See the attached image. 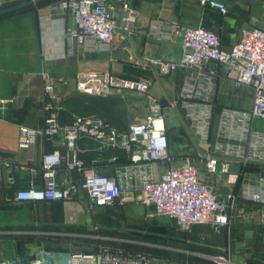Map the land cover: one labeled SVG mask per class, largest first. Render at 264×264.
<instances>
[{
    "label": "built area",
    "instance_id": "built-area-1",
    "mask_svg": "<svg viewBox=\"0 0 264 264\" xmlns=\"http://www.w3.org/2000/svg\"><path fill=\"white\" fill-rule=\"evenodd\" d=\"M17 0H0V2ZM206 8L229 12L225 0H199ZM52 7L60 9L69 21L65 22L66 54L111 49L116 42L134 36L139 30L140 17L132 0H55ZM42 33L50 31V16H39ZM149 37L158 41L178 42L182 48L179 59L164 56L138 58L130 53L128 60L135 67H154L161 75L177 69L189 73L171 103L183 110L184 116L205 151L197 157H186L175 165L170 151L168 122L162 100L152 93L154 79L129 77L114 68L106 71L84 69L75 78L79 93L98 96L137 93L147 99V110L129 124L127 130L115 127L106 118L96 115H75L70 123H62L64 90L71 79L42 72L45 91V119L42 127L20 126L19 146L29 147L38 139L62 137L63 149L44 153L40 169L44 184L34 183L16 190L18 201L71 200L85 190L90 207L111 206L122 199L123 193H135L151 215H166L186 232L196 225H210L214 233L229 228L235 218L245 214L237 208L239 201L261 206L264 223V177L252 180L243 167L264 164V130L255 128L256 118L264 119V27L252 25L242 30L240 40L225 47L215 31L203 26H190L177 18L153 17L147 25ZM215 65V66H211ZM226 74L236 84L254 91L249 108L223 107L215 120V103L211 91L217 77ZM15 98L0 97V117L5 115ZM92 140L100 147L128 154L127 160L114 166L107 174L97 165L88 164L80 156V141ZM118 151V152H117ZM11 172L34 171L35 167L0 159ZM157 164H160L159 169ZM169 164L168 167H165ZM59 167L69 174L77 172L81 181L58 178ZM223 187H222V186ZM221 186V188H220ZM253 212L248 211L249 217ZM205 261L152 258L142 252L112 249L100 245L95 248L70 251L65 264H239L226 254L193 252ZM49 252L41 251L30 264L49 263ZM0 264H29L21 258L0 261Z\"/></svg>",
    "mask_w": 264,
    "mask_h": 264
},
{
    "label": "crops",
    "instance_id": "crops-1",
    "mask_svg": "<svg viewBox=\"0 0 264 264\" xmlns=\"http://www.w3.org/2000/svg\"><path fill=\"white\" fill-rule=\"evenodd\" d=\"M225 1L229 5V12L226 15L204 7L199 0H132L140 17L139 30L134 36L116 42L111 49L84 51L78 47L73 56L66 54L65 22L70 19L60 9L52 7L53 1L30 6L12 16L0 17V97L15 98L7 113L0 117V159L35 167L34 171L25 169L15 173L0 164V261L21 258L30 264V261L39 258L41 251H48L49 263L65 264L67 254L77 249L76 244L80 237L95 236L91 233L94 230L91 229L92 220L94 219L96 225L94 228H99L98 225L103 220V211L112 206L90 207L88 195L83 189L71 200L18 201L15 198L16 190L28 186L30 182L37 187L44 184L40 169L42 155L57 148L63 149L61 136L52 140L38 139L29 147L19 146L20 126L39 128L44 124L46 99L42 72L48 70L55 76L71 79L64 90L65 110L68 109L66 101L80 94L75 87V78L81 70L91 68L112 71L117 68L124 76H144L154 79L152 93L162 100L165 110L178 109L183 119L176 125H168L170 151L174 156L173 164L180 165L186 157H192V154L185 153L187 151L176 153L172 142L173 137L177 138L176 135L180 138L185 135V127L194 134L197 146L201 149L193 156L197 157L205 153L199 146L198 137L189 127L183 110L171 106L189 72L185 69H177L170 75H161L152 66L135 67L127 61V58L130 53L138 58L164 56L179 59L181 57L182 48L178 42L158 41L148 36L147 25L153 17L177 18L190 26L203 25L218 33L225 47L237 43L245 27L252 25L264 27V0ZM45 14L50 16V31L42 33L39 16ZM226 70L227 68L221 67L224 75L217 77L216 86L210 95L215 103V120L218 119L223 107L249 108L253 103V89L236 84L230 76L225 75ZM137 97L140 99L138 101L144 102L142 115L147 110V99L139 94ZM258 120L264 121L263 118ZM131 122L132 120H128L125 116L126 128L122 130H127ZM258 124L256 118L255 128L264 130V126ZM79 146L81 158L88 164L97 165L107 174H111L114 166L126 161L128 157L127 152L121 151L120 158L115 161L113 155L116 154V150L109 147L100 148L92 140H82ZM157 166L161 168L160 164ZM168 166L169 164L165 165ZM247 175L252 180L264 177V164L257 170L247 171ZM69 177L74 181H81L79 173L69 174L63 167H59L58 178L64 180ZM133 203L144 206L136 200L135 193L126 191L122 199L115 204ZM237 208L245 209V214L235 218L230 227L219 234L214 233L210 225L196 226H208L218 236L240 231L245 239L244 243L240 242L242 247L247 241L256 245L255 248L264 247L261 206L242 200L237 203ZM248 211L254 213L252 217L247 215ZM81 225L88 227L90 232L84 233L80 228ZM205 236L202 235V240ZM223 236L213 240L220 241ZM84 249L90 248L84 247Z\"/></svg>",
    "mask_w": 264,
    "mask_h": 264
},
{
    "label": "rangeland",
    "instance_id": "rangeland-1",
    "mask_svg": "<svg viewBox=\"0 0 264 264\" xmlns=\"http://www.w3.org/2000/svg\"><path fill=\"white\" fill-rule=\"evenodd\" d=\"M7 3L5 1L0 2V10ZM19 12L1 16H12ZM137 96L138 94L126 93L123 96L124 103L118 108L119 112L124 113L128 120H135L143 112L144 102L138 101L140 99ZM165 115L169 126L183 121L178 109L166 108ZM257 122L259 126H264V121L257 118ZM184 134L181 138L175 134L177 138L174 139L173 137V150L176 153L187 151L185 153H191L193 157L201 149L197 146L194 134L187 127L184 128ZM176 148L177 150H175ZM130 205L113 204L107 208L103 211V220L98 225L99 228H94L96 225L93 219L91 229L94 230L91 233L95 236L80 237L77 240V249L84 247L91 249L95 246L104 245L112 249L142 252L152 258L185 261L195 255L193 252H201L198 251L201 248H210L228 255L235 262L264 264V247L255 248L256 245L249 244L248 241L242 247L240 242L244 243L245 239L240 231L227 232L226 236L223 234L218 236L208 226H195L193 232L190 233L183 231L173 219L166 215H151L152 211L147 210L141 204L133 203ZM80 228L84 233L90 232L88 227L81 225ZM204 234L206 236L202 240L201 237ZM221 236H223L222 240H213V238L219 239Z\"/></svg>",
    "mask_w": 264,
    "mask_h": 264
},
{
    "label": "trees",
    "instance_id": "trees-1",
    "mask_svg": "<svg viewBox=\"0 0 264 264\" xmlns=\"http://www.w3.org/2000/svg\"><path fill=\"white\" fill-rule=\"evenodd\" d=\"M30 1V0H17V1H10L8 2L4 8L12 7L17 4ZM55 0H49L39 3L40 5L48 4ZM27 8H23L17 11H22ZM14 11V12H17ZM14 12L8 13L13 14ZM124 103V97L121 95H111V96H98V95H90L85 93H80L78 96L69 99L66 101L67 110L64 109L61 112V121L62 123H70L75 115H90L96 114L100 115L107 120H109L115 127L119 129L126 128L125 124V115L124 113H120L118 108ZM125 130V129H124ZM259 164H249L243 167L244 171H254L259 169ZM200 253H207V254H220L219 252L208 249V248H201ZM197 252V251H195ZM189 260L195 261H205L202 258L198 257L197 255H192ZM206 262V261H205Z\"/></svg>",
    "mask_w": 264,
    "mask_h": 264
},
{
    "label": "water",
    "instance_id": "water-1",
    "mask_svg": "<svg viewBox=\"0 0 264 264\" xmlns=\"http://www.w3.org/2000/svg\"><path fill=\"white\" fill-rule=\"evenodd\" d=\"M44 1H49V0H30V1H26L23 3L17 4V5L12 6V7L2 9V10H0V16L14 12V11H17V10H20V9H23V8H27V7H30L33 5H37V4L44 2ZM76 250L77 249L73 250L72 252L76 253Z\"/></svg>",
    "mask_w": 264,
    "mask_h": 264
}]
</instances>
